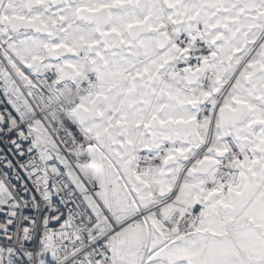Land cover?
Returning a JSON list of instances; mask_svg holds the SVG:
<instances>
[{"label":"snow or ice","instance_id":"snow-or-ice-1","mask_svg":"<svg viewBox=\"0 0 264 264\" xmlns=\"http://www.w3.org/2000/svg\"><path fill=\"white\" fill-rule=\"evenodd\" d=\"M34 7L0 31V264H264V0Z\"/></svg>","mask_w":264,"mask_h":264},{"label":"water","instance_id":"water-1","mask_svg":"<svg viewBox=\"0 0 264 264\" xmlns=\"http://www.w3.org/2000/svg\"><path fill=\"white\" fill-rule=\"evenodd\" d=\"M18 1H22V0H18ZM26 2H27V11L29 13H31L34 9H37L36 7H34L35 0H26ZM5 5H6V0H0V11L4 9ZM31 22L32 21L30 20L13 17L9 21L8 26L11 29H19L20 31H30L29 28H26L24 26L29 25Z\"/></svg>","mask_w":264,"mask_h":264},{"label":"flooded vegetation","instance_id":"flooded-vegetation-1","mask_svg":"<svg viewBox=\"0 0 264 264\" xmlns=\"http://www.w3.org/2000/svg\"><path fill=\"white\" fill-rule=\"evenodd\" d=\"M9 1L12 2V3H17V2H16L17 0H9ZM83 2L86 3V4H88V3H98L99 0H83ZM18 5L21 6V9H22V10H19V12H20L19 15H20V17H23V16H24L23 13H24V10H25V9H24V3H23V2H19ZM37 11H39V9L33 11V14H32L33 17L35 16V13H36Z\"/></svg>","mask_w":264,"mask_h":264},{"label":"built area","instance_id":"built-area-1","mask_svg":"<svg viewBox=\"0 0 264 264\" xmlns=\"http://www.w3.org/2000/svg\"><path fill=\"white\" fill-rule=\"evenodd\" d=\"M57 243H62V241H57ZM15 246H16L15 244L11 245V247H15ZM32 264H35V260H33Z\"/></svg>","mask_w":264,"mask_h":264},{"label":"rangeland","instance_id":"rangeland-1","mask_svg":"<svg viewBox=\"0 0 264 264\" xmlns=\"http://www.w3.org/2000/svg\"><path fill=\"white\" fill-rule=\"evenodd\" d=\"M18 6H19V5H18ZM18 6H17L18 10H21V6H19V7H18ZM13 8H14V7H13ZM2 27H3V24H2Z\"/></svg>","mask_w":264,"mask_h":264}]
</instances>
